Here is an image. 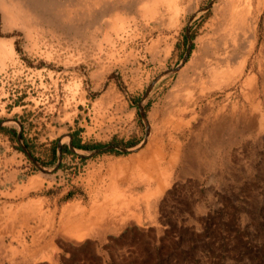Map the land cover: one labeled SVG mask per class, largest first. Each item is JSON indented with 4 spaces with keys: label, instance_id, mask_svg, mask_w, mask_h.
<instances>
[{
    "label": "rangeland",
    "instance_id": "rangeland-1",
    "mask_svg": "<svg viewBox=\"0 0 264 264\" xmlns=\"http://www.w3.org/2000/svg\"><path fill=\"white\" fill-rule=\"evenodd\" d=\"M0 264H264V0H0Z\"/></svg>",
    "mask_w": 264,
    "mask_h": 264
},
{
    "label": "water",
    "instance_id": "water-1",
    "mask_svg": "<svg viewBox=\"0 0 264 264\" xmlns=\"http://www.w3.org/2000/svg\"><path fill=\"white\" fill-rule=\"evenodd\" d=\"M209 2L210 1H208L203 7L207 6ZM188 48H189V42H187L185 51L183 52V54L181 56V59H180L181 61L186 56ZM111 148L119 149V150H122V151L130 149V147H128L126 145H121V144H118V143L110 142V143H107V144H102V145L93 147V149L89 153L91 154V153L96 152L98 150L111 149Z\"/></svg>",
    "mask_w": 264,
    "mask_h": 264
},
{
    "label": "crops",
    "instance_id": "crops-1",
    "mask_svg": "<svg viewBox=\"0 0 264 264\" xmlns=\"http://www.w3.org/2000/svg\"><path fill=\"white\" fill-rule=\"evenodd\" d=\"M107 205V207L110 209V210H112V211H115V204H110V203H106ZM69 222V221H68ZM82 223L81 222H77V225L79 226V225H81ZM87 225H90V227L93 229L95 226H97V222L94 220V219H91V218H89L88 219V222L86 223Z\"/></svg>",
    "mask_w": 264,
    "mask_h": 264
},
{
    "label": "bare ground",
    "instance_id": "bare-ground-1",
    "mask_svg": "<svg viewBox=\"0 0 264 264\" xmlns=\"http://www.w3.org/2000/svg\"><path fill=\"white\" fill-rule=\"evenodd\" d=\"M233 7V6H232ZM230 16H232V15H230ZM234 19H236V18H234ZM240 20V19H239ZM230 23V22H229ZM182 62V61H181Z\"/></svg>",
    "mask_w": 264,
    "mask_h": 264
}]
</instances>
